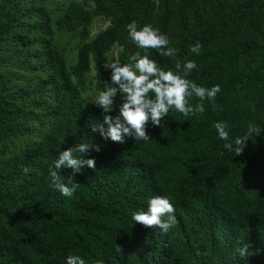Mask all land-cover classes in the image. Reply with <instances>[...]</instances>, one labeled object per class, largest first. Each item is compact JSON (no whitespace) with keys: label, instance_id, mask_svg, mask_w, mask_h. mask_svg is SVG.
<instances>
[{"label":"trees","instance_id":"obj_1","mask_svg":"<svg viewBox=\"0 0 264 264\" xmlns=\"http://www.w3.org/2000/svg\"><path fill=\"white\" fill-rule=\"evenodd\" d=\"M48 1L0 0V264H66L69 254L85 264H264V0H71L55 22ZM98 16L111 25L91 37ZM133 20L167 35L181 63L196 62L189 79L221 91L215 110L208 100L203 114L170 109L161 126L149 122V140L115 143L92 131L104 113L83 92L111 84L107 55L115 45L117 60L132 63ZM55 24L81 38L74 64ZM198 41L199 55L190 51ZM146 51L176 71V59ZM122 99L108 115L118 114ZM217 121L228 124L233 142L250 122L262 131L235 155L223 147ZM78 143L101 150L86 157L95 170H60L65 184H79L66 197L49 166ZM154 196L175 207L178 222L167 233L132 219ZM244 243L260 251L241 257Z\"/></svg>","mask_w":264,"mask_h":264},{"label":"clouds","instance_id":"obj_2","mask_svg":"<svg viewBox=\"0 0 264 264\" xmlns=\"http://www.w3.org/2000/svg\"><path fill=\"white\" fill-rule=\"evenodd\" d=\"M128 35L139 49L129 59L131 64H121L118 60L112 61L107 67L112 69L111 84L107 83L106 90L101 91L93 100L97 107L101 108L104 116L103 123L97 122L92 126L93 132L99 134L105 140L115 143H124L126 137H132L136 141H147L150 139L147 132L149 122L153 126H161L170 109L182 113L185 117L189 115L203 114L205 111L204 101L212 103L215 110V98L221 91L219 85L206 88L189 79V74L197 67L194 60H187L183 63L176 59L177 49L169 47V38L154 28L151 24L138 27L137 21L133 20L127 24ZM202 45L198 41L190 47V51L197 55L201 52ZM155 49L162 56L176 59L175 69L164 70L157 62L149 58L146 50ZM144 50L145 54L141 55ZM122 96L118 114L113 117L108 115L115 106L117 93ZM193 96L199 99V103H189ZM105 124L107 127L105 128ZM228 124L224 121L214 123L218 136L225 141L223 147L228 151H235V155L243 152L246 142L261 134L262 129L249 123L243 137H236L234 142L230 136ZM100 145L94 143H78L73 147L66 148L59 152L58 158L49 166V176L52 185L59 190L61 195L71 197L78 183L65 184L60 170L63 168L72 169V175L82 172L83 169H96L94 157H88L92 151L99 152ZM77 153L79 155H77ZM31 171L24 167L25 174ZM72 177L70 176V181ZM134 223L142 224L145 227H155L161 233H167L178 221L175 216V207L167 196H154L148 201L147 211H134L132 213ZM251 244L244 243L238 250L241 257L255 254L250 252ZM117 250L121 251L117 245ZM66 264H85V260L79 255L69 254ZM95 264H105L103 259H97Z\"/></svg>","mask_w":264,"mask_h":264},{"label":"rangeland","instance_id":"obj_3","mask_svg":"<svg viewBox=\"0 0 264 264\" xmlns=\"http://www.w3.org/2000/svg\"><path fill=\"white\" fill-rule=\"evenodd\" d=\"M71 0H49L48 1V8L52 13L53 20H55L60 17L65 7L68 5V3ZM81 4L84 3V0H75ZM111 25L110 19H107L102 16L96 17L93 22L90 25L91 29V37H94L96 34H98L100 31L106 29ZM55 30H56V40L61 49L64 50L68 64H74L77 59V50L78 46L81 42V38L76 32H69L67 30H59L55 24ZM122 50V47H119L118 45H115L111 52L107 55V65L112 62L116 61L119 52ZM90 78L95 80V71L93 70L90 73ZM101 91H98L93 86L88 85L87 90L83 92V96L85 99L86 104H94L93 102H90L93 100ZM121 95L117 94L115 97V104L120 101Z\"/></svg>","mask_w":264,"mask_h":264}]
</instances>
